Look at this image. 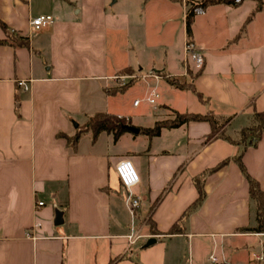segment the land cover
Masks as SVG:
<instances>
[{
	"label": "crops",
	"instance_id": "crops-1",
	"mask_svg": "<svg viewBox=\"0 0 264 264\" xmlns=\"http://www.w3.org/2000/svg\"><path fill=\"white\" fill-rule=\"evenodd\" d=\"M245 1L195 15L191 39L204 64L186 73L181 0H0V19L28 42L17 44L0 28V40H7L0 45V264H210V255L231 264L238 252L264 247V233L243 230L256 221L247 180L234 161L241 144L205 142L206 121L163 127L158 135L142 131L174 112L227 120L224 133L236 142L253 125L254 111H264V0ZM177 5L183 18L175 44ZM39 15L53 22L33 31L30 21ZM149 17L155 19L150 39ZM123 72L136 76L130 86L140 83L145 98L155 88V103L143 98L134 105L135 98L123 105L116 94L127 87L116 91L124 84L115 79ZM162 75L191 84L205 101ZM18 80H27L28 88ZM143 101L148 107L140 111ZM95 113L124 117L137 131L116 139L105 131L93 139L87 131L75 147L59 136H73ZM123 158L140 177L133 215L114 169ZM225 159L203 180L200 205L183 216L198 198L193 179ZM242 162L264 191V132ZM37 223L34 238L26 237ZM132 229L144 237L129 245ZM151 237L156 242L145 247Z\"/></svg>",
	"mask_w": 264,
	"mask_h": 264
},
{
	"label": "trees",
	"instance_id": "trees-1",
	"mask_svg": "<svg viewBox=\"0 0 264 264\" xmlns=\"http://www.w3.org/2000/svg\"><path fill=\"white\" fill-rule=\"evenodd\" d=\"M243 0H240L242 2ZM260 3L261 0H257ZM240 2H235V0H187V8L185 11V31L187 35V39L192 41L191 39V27L193 24V20L195 17L194 10L196 8H201L202 10L206 9L209 6L217 5V4H229V5H238ZM260 9V5L255 7L251 12L250 16L247 18V22L252 19L254 14ZM0 28L4 31L6 36L12 40L13 42L21 45H28L27 38H23L21 36L15 35L8 26L0 19ZM7 43L6 39L0 40V45ZM165 79L174 87L179 89L189 88L193 92L196 93L197 97L201 101H205L202 94L196 92L191 84L188 83H179L177 78L162 75ZM127 85V84H126ZM124 85L118 88L116 91H122L129 85ZM114 92V91H113ZM191 121H206L211 126L210 133L206 136L205 142H209L216 138H222L228 140L232 143L241 144L242 149L240 152L234 157L235 163L238 165L240 171L243 176L247 180L248 188H249V197L254 203L255 207V221L256 225L251 228H245L243 230L249 232H258L264 233V191L260 188L259 183L253 179L246 171V168L242 162L243 152L249 146H255L259 139L261 138L264 132V111L253 113V125L242 129L240 134V141L236 142L232 140L230 137L226 136L223 130V126L227 123V120L221 121L217 119L212 113L207 112L205 114H194V113H179L174 112V117L170 120H165L161 122H156L152 128L142 129V131L148 135H158L161 128H176L183 124L189 123ZM87 131H91L93 135V139L101 132H109L112 133L114 138H118L122 133L128 131L127 129V120L124 117H118L113 114L108 113H95L88 118L85 124L81 125L77 128L76 133L73 136H65L63 134H59V136L67 139V142L70 146L75 147L81 135L86 133ZM229 162L228 159L222 160L216 166L204 171L201 175L195 177L193 182L198 191V198L193 202V204L185 211L184 215H187L191 210L200 205L203 200L205 193L202 188V182L205 179L206 175L213 173L226 165ZM177 224L172 226L169 233H175L177 231Z\"/></svg>",
	"mask_w": 264,
	"mask_h": 264
},
{
	"label": "built area",
	"instance_id": "built-area-1",
	"mask_svg": "<svg viewBox=\"0 0 264 264\" xmlns=\"http://www.w3.org/2000/svg\"><path fill=\"white\" fill-rule=\"evenodd\" d=\"M235 2H240V0H235ZM195 14H201L203 13V10L201 8H196L194 10ZM53 22V18L51 15H39L34 17L30 21L31 28L33 31H38L48 25H50ZM183 52H184V66H185V72L187 73V70H200L204 64V57L201 52V50L194 44L193 41H190L188 39H185L184 45H183ZM152 76L155 78H159V74L152 73ZM133 77V76H131ZM118 78V77H117ZM121 80H124V76H120ZM27 80H18L17 85L24 90L28 88ZM158 97V92L155 88L151 89L145 100L149 104H154L156 99ZM140 100H135L133 102L134 105L139 104ZM115 173L118 177V180L120 184L122 185V188L124 190V205L129 210L131 215L134 214L135 209H137L140 205V197L136 195L133 192V188L139 183L140 177L139 173L133 164V162L129 158H123L119 160L115 164ZM43 202L37 203V208L42 206ZM40 225L34 224L29 229L26 230L25 236L28 238H34V233L37 228H39ZM144 237L139 231H134L132 229V232H130L128 235H126V238L128 240V244L132 245L134 244L139 238ZM210 264H218V260L214 255H210L208 258Z\"/></svg>",
	"mask_w": 264,
	"mask_h": 264
},
{
	"label": "rangeland",
	"instance_id": "rangeland-1",
	"mask_svg": "<svg viewBox=\"0 0 264 264\" xmlns=\"http://www.w3.org/2000/svg\"><path fill=\"white\" fill-rule=\"evenodd\" d=\"M113 1V0H112ZM184 4V6L187 7V0H181ZM263 2V1H262ZM245 4H251L249 0H246L244 2ZM178 7H174L173 11H172V15H173V25H172V34H173V42L175 44H177V42L180 40V26L182 24V8L177 5ZM199 15V14H197ZM215 15V14H214ZM218 19V15H215ZM147 29H148V38L150 39L152 37V33L151 31L154 28V21L155 19L153 17H149L147 18ZM201 17H199L198 20H200ZM200 23V21H198ZM196 28H200V24L196 23ZM149 42H153V41H149ZM176 54V53H175ZM120 76H124L125 79L121 80ZM133 75L131 74H125V72H123V74L115 76L116 80H120L121 83H123L124 85H129V87H127L124 91V93L118 92L116 95L117 98H120L122 101V104L125 105L129 100H133V99H143L145 98V96L143 95V91H142V85L140 83H136L133 86H130L131 84H133V80H136V76L131 77ZM118 77V78H117ZM126 85V86H127ZM148 104L146 103V101L141 102L138 110H142L144 108H147ZM236 124V123H235ZM234 124V125H235ZM233 125V126H234ZM140 242H145L144 239H141ZM251 252L257 253V254H261L263 259H264V247L262 245L259 244H254L253 246H251L248 250H242L240 252H238L235 256L237 257L235 259V261L232 260L231 264H264V261H256L254 260V257L251 255ZM239 257V260H238Z\"/></svg>",
	"mask_w": 264,
	"mask_h": 264
},
{
	"label": "water",
	"instance_id": "water-1",
	"mask_svg": "<svg viewBox=\"0 0 264 264\" xmlns=\"http://www.w3.org/2000/svg\"><path fill=\"white\" fill-rule=\"evenodd\" d=\"M127 129L132 130V131H137L136 128L132 127V126H127ZM55 225H59L62 223V217H61V213L57 212L56 216H55V221H54ZM156 239L151 237L149 238L146 243L144 244L145 247L150 246L151 244L155 243Z\"/></svg>",
	"mask_w": 264,
	"mask_h": 264
}]
</instances>
